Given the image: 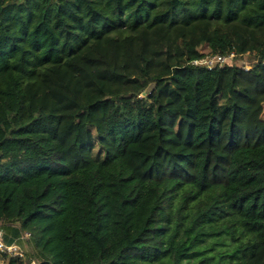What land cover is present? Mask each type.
<instances>
[{"label": "trees", "instance_id": "obj_1", "mask_svg": "<svg viewBox=\"0 0 264 264\" xmlns=\"http://www.w3.org/2000/svg\"><path fill=\"white\" fill-rule=\"evenodd\" d=\"M0 225L4 264H264V0H0Z\"/></svg>", "mask_w": 264, "mask_h": 264}, {"label": "built area", "instance_id": "obj_2", "mask_svg": "<svg viewBox=\"0 0 264 264\" xmlns=\"http://www.w3.org/2000/svg\"><path fill=\"white\" fill-rule=\"evenodd\" d=\"M248 54V53H247ZM235 57L234 52H230L228 54H207L205 53L203 56H201L199 59L194 60L193 64H201L204 65L206 68L211 69L215 66H223L230 61H232ZM244 69H248L250 67L249 64L244 63L242 65ZM29 236V233L26 232L22 235V238H26ZM0 252L6 253L8 256L11 257H18V258H24L25 252L21 245L17 243L16 241H13L11 243H6L4 240V229L0 225ZM26 264H36L35 260H31L30 262Z\"/></svg>", "mask_w": 264, "mask_h": 264}, {"label": "rangeland", "instance_id": "obj_3", "mask_svg": "<svg viewBox=\"0 0 264 264\" xmlns=\"http://www.w3.org/2000/svg\"><path fill=\"white\" fill-rule=\"evenodd\" d=\"M206 51H207L206 48H203V52H204V53H207ZM248 60H249L248 57L243 58V61H245V63H247V64H248ZM239 62H240V61H239ZM241 62H242V61H241ZM25 246H26V245H25ZM22 248H23L25 254H27V249H26V247H23V246H22ZM0 264H4V259L0 258ZM36 264H38L37 261H36Z\"/></svg>", "mask_w": 264, "mask_h": 264}]
</instances>
